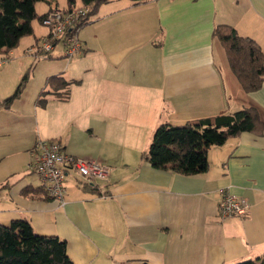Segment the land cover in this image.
I'll return each instance as SVG.
<instances>
[{
	"label": "crops",
	"instance_id": "crops-1",
	"mask_svg": "<svg viewBox=\"0 0 264 264\" xmlns=\"http://www.w3.org/2000/svg\"><path fill=\"white\" fill-rule=\"evenodd\" d=\"M221 24L264 53V0H107L80 29L81 52L71 59L61 45L47 58L26 56L47 32L41 24L44 32L32 25L31 35L1 51L9 61L0 64V101L27 80L0 107V223L24 219L36 234L65 240L74 264H234L262 256L264 81L252 92L242 88L214 34ZM53 75L68 82L59 90L65 99L52 94ZM241 108L256 110L260 133L210 147L205 172L180 175L143 159L159 124ZM38 138L102 164L106 180L86 184L68 169L59 205L30 168ZM226 187L249 203L247 215L219 216L218 191Z\"/></svg>",
	"mask_w": 264,
	"mask_h": 264
},
{
	"label": "trees",
	"instance_id": "trees-1",
	"mask_svg": "<svg viewBox=\"0 0 264 264\" xmlns=\"http://www.w3.org/2000/svg\"><path fill=\"white\" fill-rule=\"evenodd\" d=\"M40 1L49 2V0H0V52H9L18 45L22 37L31 35L32 20L37 19L47 32L39 37L26 53L34 58H47L54 47L61 45L63 56L71 59L74 56L64 55V32L50 50L39 49L42 39H48L52 30L50 26L42 23V19L57 9L65 12L82 9L85 14L75 22L72 29V32L79 35L80 29L107 0H66V5L62 8L58 7L57 1L54 0L50 9L41 15L35 10V4ZM132 1L138 4L147 0ZM214 34L220 40L228 64L242 88L246 92L260 88L264 81V53L258 43L252 38L239 35L232 26L225 24L218 25ZM32 48L37 49L31 51ZM8 61L9 58L4 56L0 59V64H6ZM26 80L27 77L24 76L14 92L0 101V107L10 105L20 96ZM47 83L54 90L52 94L55 97L66 98V92H59L68 84L63 77L50 76ZM55 83H59L58 86ZM46 93L48 91L42 90L38 95L39 105L44 106L47 103ZM261 127L262 121L253 108H241L229 114L183 124L161 123L155 128L151 141L143 153V159L155 168L170 169L180 175L203 173L209 166L207 153L210 147L222 145L228 138L242 132L259 134ZM0 264L74 263L67 254L65 240L56 236L38 235L27 220L17 219L8 225L0 223ZM234 264H264V254L254 260H244Z\"/></svg>",
	"mask_w": 264,
	"mask_h": 264
},
{
	"label": "built area",
	"instance_id": "built-area-1",
	"mask_svg": "<svg viewBox=\"0 0 264 264\" xmlns=\"http://www.w3.org/2000/svg\"><path fill=\"white\" fill-rule=\"evenodd\" d=\"M84 14L85 11L82 9H72L69 12L57 9L49 13L42 19V23L52 28L51 35L48 39H42L39 49L50 50L60 34L64 32V55L77 56L81 51V45L78 35L72 32V29H74L75 22ZM36 49L32 48L31 51H36ZM30 168L47 196L56 200L61 206L65 204L64 181L68 169L75 171L85 183L89 184L106 180L109 173L106 167L94 160L64 152L57 139H36L31 149ZM218 193L220 197L217 210L222 219L233 216L241 217L249 213V203L244 198L229 192L227 187L219 189Z\"/></svg>",
	"mask_w": 264,
	"mask_h": 264
},
{
	"label": "rangeland",
	"instance_id": "rangeland-1",
	"mask_svg": "<svg viewBox=\"0 0 264 264\" xmlns=\"http://www.w3.org/2000/svg\"><path fill=\"white\" fill-rule=\"evenodd\" d=\"M59 1V3L61 4V6H65L66 5V0H58ZM51 2H55L54 0H49V2H45V1H40V2H37L35 5H37V13H39L40 12V10H45L48 6H49V4L51 3ZM32 25H37L39 28H40V30H39V33L41 34L42 32H44L45 30H44V28L39 24V21L37 20V19H34V20H32ZM38 33V34H39ZM26 56H30V54L29 53H26ZM21 62V61H20ZM208 157V156H207ZM208 159V158H207ZM209 164V163H208Z\"/></svg>",
	"mask_w": 264,
	"mask_h": 264
}]
</instances>
